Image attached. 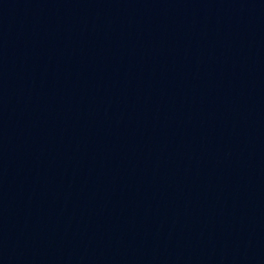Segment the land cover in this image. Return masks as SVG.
Wrapping results in <instances>:
<instances>
[{"label":"water","instance_id":"obj_1","mask_svg":"<svg viewBox=\"0 0 264 264\" xmlns=\"http://www.w3.org/2000/svg\"><path fill=\"white\" fill-rule=\"evenodd\" d=\"M0 264H264V0H0Z\"/></svg>","mask_w":264,"mask_h":264}]
</instances>
